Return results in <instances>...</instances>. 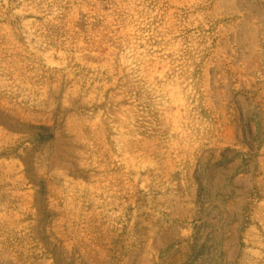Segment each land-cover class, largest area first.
Here are the masks:
<instances>
[{"label":"rangeland","instance_id":"rangeland-1","mask_svg":"<svg viewBox=\"0 0 264 264\" xmlns=\"http://www.w3.org/2000/svg\"><path fill=\"white\" fill-rule=\"evenodd\" d=\"M0 264H264V0H0Z\"/></svg>","mask_w":264,"mask_h":264}]
</instances>
